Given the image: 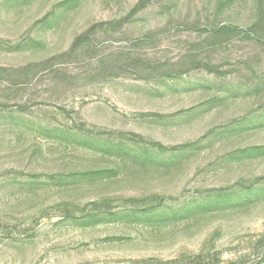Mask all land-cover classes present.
<instances>
[{"label": "rangeland", "instance_id": "1", "mask_svg": "<svg viewBox=\"0 0 264 264\" xmlns=\"http://www.w3.org/2000/svg\"><path fill=\"white\" fill-rule=\"evenodd\" d=\"M0 264H264V0H0Z\"/></svg>", "mask_w": 264, "mask_h": 264}]
</instances>
